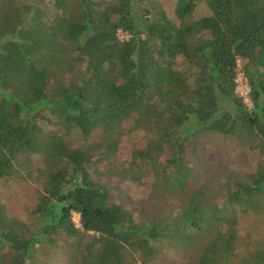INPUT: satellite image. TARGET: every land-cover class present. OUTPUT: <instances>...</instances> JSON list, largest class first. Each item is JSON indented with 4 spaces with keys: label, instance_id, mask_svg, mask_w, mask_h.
Wrapping results in <instances>:
<instances>
[{
    "label": "trees",
    "instance_id": "1",
    "mask_svg": "<svg viewBox=\"0 0 264 264\" xmlns=\"http://www.w3.org/2000/svg\"><path fill=\"white\" fill-rule=\"evenodd\" d=\"M200 1L177 0L171 18L136 0H74L52 28L33 4L0 0V180L39 187L25 219L0 202V264H46L40 256L59 254L62 240L69 264H147L170 244L191 249L194 264H234L236 207L264 209V0H205L209 14L193 17ZM239 61L252 108L237 94ZM138 128L146 143L119 168V143ZM200 132L260 156L222 206L187 190L178 143ZM104 166L132 182L150 171L184 205L136 220L93 174ZM243 264H264V247Z\"/></svg>",
    "mask_w": 264,
    "mask_h": 264
},
{
    "label": "rangeland",
    "instance_id": "2",
    "mask_svg": "<svg viewBox=\"0 0 264 264\" xmlns=\"http://www.w3.org/2000/svg\"><path fill=\"white\" fill-rule=\"evenodd\" d=\"M33 4L41 11L42 19L50 23L54 28L57 17L62 13L63 7L72 5L74 0H24ZM177 0H136L135 8L142 11L144 7L158 6L163 8L167 15L174 17V9ZM73 9L75 6H72ZM209 14L205 0H201L196 6L193 17H201ZM175 19V18H174ZM121 39L127 35L119 31ZM242 61L238 62V84L237 94L242 96L248 108L253 104L246 93V80L242 73ZM249 88V87H248ZM131 125V121L125 127ZM45 129H52L50 124L43 125ZM143 129H132L125 134L118 147L115 157L116 164L121 168L128 166L133 149L143 148L145 145ZM98 132H94L89 140L96 142ZM73 138V137H72ZM79 135H74V142H79ZM179 144L180 154L184 164L189 169L190 175L187 180L189 192L204 188V198L211 204L222 206L225 190L232 186L235 178L243 173L253 172L260 156L257 150H253L244 141L230 136L216 133L200 132L191 139L182 137ZM177 148L165 146L166 155H173L179 151ZM34 159L40 165V156L34 155ZM110 190L113 199L128 210L136 220L152 218L167 213L173 208L183 206L185 195L180 192L171 191L155 178L152 172H146L139 182H132L124 177L112 175L107 166L93 173ZM38 183L31 178L22 177L18 174L7 179L0 180V202L5 206L8 215L25 219L27 211L36 203ZM237 225L234 226L241 238L239 254L233 259L234 264H243V258L253 252L254 249L264 247V209H239L236 207ZM73 221L79 226V215L73 213ZM202 239L201 243H205ZM61 245L64 250L59 254H52L46 259L40 256L46 264H69L71 242ZM245 255V256H243ZM197 259L194 252L183 249V247L165 245L156 257L147 264H194ZM143 264V263H137Z\"/></svg>",
    "mask_w": 264,
    "mask_h": 264
},
{
    "label": "built area",
    "instance_id": "3",
    "mask_svg": "<svg viewBox=\"0 0 264 264\" xmlns=\"http://www.w3.org/2000/svg\"><path fill=\"white\" fill-rule=\"evenodd\" d=\"M236 82H237V84H238V76H237ZM238 88H239V85L237 86V89H238ZM245 90H246V93L248 94L249 88H248L247 86L245 87Z\"/></svg>",
    "mask_w": 264,
    "mask_h": 264
}]
</instances>
